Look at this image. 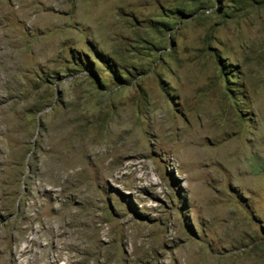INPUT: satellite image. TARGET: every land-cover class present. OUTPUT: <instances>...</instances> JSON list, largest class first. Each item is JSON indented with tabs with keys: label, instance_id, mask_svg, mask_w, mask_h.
<instances>
[{
	"label": "rangeland",
	"instance_id": "374dc122",
	"mask_svg": "<svg viewBox=\"0 0 264 264\" xmlns=\"http://www.w3.org/2000/svg\"><path fill=\"white\" fill-rule=\"evenodd\" d=\"M57 136L89 150L62 197L29 163ZM34 201L103 214L120 264H264V0H0L1 247Z\"/></svg>",
	"mask_w": 264,
	"mask_h": 264
},
{
	"label": "bare ground",
	"instance_id": "6f19581e",
	"mask_svg": "<svg viewBox=\"0 0 264 264\" xmlns=\"http://www.w3.org/2000/svg\"><path fill=\"white\" fill-rule=\"evenodd\" d=\"M23 16L29 18L31 27L36 25L38 16L35 12H26V14L23 13ZM18 56V51L11 53V60L6 62L5 65L8 70L6 71L7 77L11 78V80L15 77V72L21 70L22 67ZM14 105L15 102H12L10 106H7V110H13V115L16 117L9 130L11 132L21 129L20 122L19 120L17 121L19 110ZM22 108L23 110L26 108L30 111L29 117L33 115L34 105L32 101L23 103L20 109L22 110ZM65 136L67 137L68 135ZM15 137L19 146L18 152L16 153L20 160L23 154L27 152V149H29L27 145L30 136L29 133L24 131ZM61 139L65 138L61 136L57 139L55 138V142H53L55 146L51 147L53 144L51 146L49 145L51 147L50 150L46 149V152L44 151L40 155V159L35 158L33 153H29V163L33 166L31 172L38 170V174L41 176L38 184H36L37 189L43 188L45 190L48 186L59 187L60 190L55 195L56 197L67 194L68 191H75L72 189L70 181H74L77 178L82 179L85 176L82 156L89 152L88 148L81 147L76 153L75 151L73 153L67 150L68 146L66 143H62ZM39 162L40 167L37 169ZM49 162H52V164ZM103 168L107 169L109 165H104ZM79 194L81 193L77 192L76 195ZM36 203L34 201L33 204H28V206H23L20 209V214L18 215H22L23 221L25 222H15L13 224L16 233L13 236L11 245L5 248L0 246V264H59V260L61 259L65 261V264H120L119 257L115 253L110 252V245L104 242V238L107 237L105 236L107 232L104 230L102 224L103 217L105 218L103 214H89L90 212H88L89 215L81 216L61 205L55 207V214L52 216L41 218L40 216L46 213V207L31 214V209H33ZM122 226L124 232L129 229L134 231L133 240L138 239L142 235L143 228L141 223H131L124 218ZM43 242H46V244H43ZM50 243H52L51 247H49ZM122 243L125 244L124 239Z\"/></svg>",
	"mask_w": 264,
	"mask_h": 264
}]
</instances>
